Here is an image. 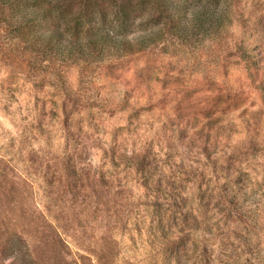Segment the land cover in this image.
<instances>
[{
    "label": "rangeland",
    "instance_id": "obj_1",
    "mask_svg": "<svg viewBox=\"0 0 264 264\" xmlns=\"http://www.w3.org/2000/svg\"><path fill=\"white\" fill-rule=\"evenodd\" d=\"M57 1L43 30L163 35L64 66L0 20V264L16 238L31 264H264V105L236 49L264 54V0L184 42L145 0Z\"/></svg>",
    "mask_w": 264,
    "mask_h": 264
},
{
    "label": "trees",
    "instance_id": "obj_2",
    "mask_svg": "<svg viewBox=\"0 0 264 264\" xmlns=\"http://www.w3.org/2000/svg\"><path fill=\"white\" fill-rule=\"evenodd\" d=\"M145 2L158 9L171 23L167 34L178 41H187L194 35L203 39L217 36L224 30L225 22H229L228 12L221 7L220 0H200L197 4L189 0ZM58 3L57 0H0V20L10 29L11 38L24 43L41 58L40 62L48 61L67 66L88 61L101 63L110 59L120 60L158 43L163 35V32L159 31L130 39L115 35L111 31L98 30L83 37L69 36L62 31L61 26L50 24L43 30L45 22H51ZM236 49L237 56L244 63L264 105V54L259 47L244 43ZM16 240V246L13 248L16 256H19L24 264H31L24 242L20 238Z\"/></svg>",
    "mask_w": 264,
    "mask_h": 264
}]
</instances>
